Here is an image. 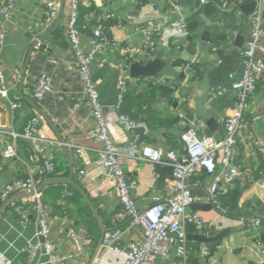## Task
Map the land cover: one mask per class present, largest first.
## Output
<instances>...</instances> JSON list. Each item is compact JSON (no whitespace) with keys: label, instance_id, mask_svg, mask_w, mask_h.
Returning <instances> with one entry per match:
<instances>
[{"label":"crops","instance_id":"1","mask_svg":"<svg viewBox=\"0 0 264 264\" xmlns=\"http://www.w3.org/2000/svg\"><path fill=\"white\" fill-rule=\"evenodd\" d=\"M0 3L9 5L10 14L7 19L5 14L0 13V22L7 34L6 42L0 51L3 85L7 90L4 93L0 86V130L3 131L0 136V188L5 183L28 173L26 156L32 147V142L24 137L15 139L12 136L14 133L24 132L26 119L32 114V110L22 100L25 99L24 96L34 98L36 80L41 74L46 73L52 79V90L40 102L35 101L47 111L66 139L75 170V179L92 198L107 231L116 227L121 228L122 244L132 239H143L141 225L127 227L126 221L118 216L121 208L118 187L107 176L104 167L97 163L102 156L103 145L89 136L93 120L85 100L84 85L79 74L74 48L67 34L68 20L72 12L70 1L65 0L63 16L55 25L56 27L61 23V27L59 26L55 35H52L54 27L35 48L23 84L22 73L29 50L54 20L51 22L45 20L42 0H0ZM205 3L218 6V12L212 13L206 19L213 21L215 25L220 22L218 28L224 27L230 31L226 33L217 29L211 33V37L213 34H226L229 41L223 45L213 47L211 40L209 42L201 40L206 27L205 22H202L196 30H188L187 36L178 39L180 48L172 43L165 46L163 39H157L158 37L152 32L143 29V26L163 25L181 16H185L189 21L192 10H200L201 13ZM193 5L195 4L178 6L172 0H80L79 3V26L81 6L85 10L86 29L90 17L98 9H102L103 12L99 24L103 19L115 21L111 28L104 31V38L108 43L107 49L96 55L91 71L105 113L112 120L111 135L121 154L120 160L126 178L128 181H136V188L132 193L139 210L145 209L158 198L167 199L172 195V191L168 186L170 176L158 173L156 170L157 164L168 165L165 163L167 158L163 157L160 163L130 158L128 149L132 145L131 142L138 137L139 147L149 145L164 153L174 150L181 156L184 153L181 140L184 124L179 120L174 125L159 123L150 127L143 120H134L138 125L128 129L117 121L116 110L122 94L119 81L127 72L124 68L127 56L139 58L143 55L141 47L149 38H154L157 45L151 57L160 54L172 64L176 60H181L180 69L190 71L182 87L176 88L175 91L176 96L181 94L185 97L181 105L178 106L176 99L173 106L161 100L154 103L155 115L159 118L167 119L183 109L191 116L206 120L209 133L224 137L225 128L221 118L233 113V91L212 101L209 100V93L217 88V82L210 79V74L223 64L224 56L233 52V42L238 35L242 36L243 43L247 40L250 34L249 26L243 28L240 20L220 14V9L227 3L201 0L199 6L193 7ZM131 6L135 8L130 9ZM91 7H94L92 11H90ZM182 8L187 9L186 15L181 13ZM108 33L110 35L107 37ZM132 35H139L140 39L132 41ZM90 38L86 36V30L85 33L81 31V47L85 51L91 47ZM192 41L196 45L188 49ZM222 46L225 50L219 53L217 50ZM52 59L55 62H52ZM240 68L237 67L231 74L229 78L231 82L241 75ZM157 76L169 81L163 75ZM148 81L147 78H134L129 82L128 89L137 94L146 88ZM172 83L175 84L174 81ZM76 103H79L78 107H75ZM14 104H17V107H14ZM244 116L249 130L253 133L256 147H246L242 144L238 148L237 162L241 173L230 183L221 186L223 200L228 190H240L239 203L235 209H230V213L226 216H220L214 210L201 211L191 208L189 212L200 211L208 216V219L218 222V226L202 231L194 229L188 235L203 234L213 237L224 227H241L224 237L216 246L188 237L192 246L200 250L204 245L208 247L207 255H202L199 250L193 251L192 255L198 258V264H213L216 261L220 264H264V151L258 149V146L264 148V82L259 84L256 94L249 100ZM41 124L45 134L58 139L46 121ZM135 128L143 130L136 131ZM8 145H13L16 150V156L10 159L2 156V151ZM45 147L58 165V176L68 175L67 155L61 144L49 143ZM78 148L82 151H78ZM83 168L88 169L87 174L80 173ZM212 178L213 176L209 174L204 178L197 176L191 180L193 190L204 196L203 203H208V186ZM72 198L73 194L68 188L64 189V195L60 200L46 197L42 193L44 208L50 218L51 238L56 244L57 252L69 256L67 264H121L122 257L114 247L101 249L102 230L98 223L94 224V219L85 211L86 201L74 202ZM22 204L26 206H17L4 214L0 220V260L6 258L12 264H46V256L38 254L31 259L25 251L27 242L36 239V212L29 208L31 201L23 200ZM56 204L60 207H54ZM26 214L27 216L24 217ZM54 215L60 216L53 219ZM257 219H260L261 223L254 228ZM70 231L75 232L80 250L77 242L68 236ZM196 262L187 261L173 249L168 258L158 259L155 264H197Z\"/></svg>","mask_w":264,"mask_h":264},{"label":"built area","instance_id":"2","mask_svg":"<svg viewBox=\"0 0 264 264\" xmlns=\"http://www.w3.org/2000/svg\"><path fill=\"white\" fill-rule=\"evenodd\" d=\"M12 1V0H9ZM72 7L67 26L69 42L74 48L75 56L79 65V74L84 85V96L91 111L93 120L89 136L102 143V156L97 161L101 164L107 176L112 179L118 187L121 208L118 216L126 221L127 227L141 225L143 229V239H132L125 244L121 243L123 231L116 227L105 233L101 249H111L114 247L122 257L121 264H155L158 259H166L173 249L183 258L187 255V223H193L196 231L206 230L213 226H218V222L208 219L200 211H187V207L193 203H203L204 196L195 192L192 188V177L203 171L212 175V181L208 186V202L212 204L214 210L220 216H226V208L220 202L221 186L230 183L240 172L237 162L238 148L243 144L246 147H256L253 133L249 130L245 120V110L249 100L256 94L260 83L264 82V0H254L255 8L246 15L242 10V5L252 0H231L224 9L234 13L237 17H248L250 29L249 38L244 42L241 49L242 73L232 81L227 89L214 88L209 93V100L223 96L226 93L234 92L233 113L221 118L225 128V136L217 137L208 132V123L202 118L191 116L183 109L177 111V115L184 124L181 133L184 153L179 156L174 150L167 152L160 151L149 145L139 147L138 137L132 141L128 149V156L134 159H144L152 163H160L163 157L167 158L166 164L173 167L172 177L169 179V189L172 195L167 199H156L151 205L143 210L136 207L133 197V189L136 188V181H128L120 160V153L117 144L111 135L112 120L105 113L104 106L100 101L98 88L92 77V65L96 55L107 49V41L104 38L103 26L99 24L94 30L90 42L91 47L85 51L81 47V31L78 25L80 0H69ZM205 2V0H202ZM43 13L47 22L53 21L60 7V0H42ZM9 5L0 3V13L5 14L7 19ZM188 19L181 16L163 25H147L143 29L152 32L157 39H163V44L169 46L171 43L180 48L178 39L189 34L187 29ZM6 30L0 22V51L6 42ZM156 40L149 38L141 47V53L151 56L156 47ZM127 53V51H125ZM52 62H55L52 59ZM132 78L128 72L124 73L119 81L121 89L120 103L123 93L127 89ZM148 80L165 82L162 76L149 77ZM4 75L2 71V60L0 58V86L4 93ZM52 90V79L46 73L41 74L34 85L33 97L40 102ZM183 95H175L178 106L184 102ZM17 107V104L13 105ZM79 103L75 104L78 107ZM117 107L116 119L126 128L131 129L138 124L127 115L119 112ZM39 119L34 116L26 124L23 133H14L13 138L24 137L32 142L31 154L28 165V176L15 178L5 183L0 188V200L4 201L17 191L35 188L42 180L35 175L55 172L56 163L49 155L45 145L49 143L60 144L56 138H51L44 133ZM3 131L0 130V136ZM264 151L263 147H259ZM78 151H82L78 148ZM2 156L10 159L16 156L13 145H8ZM82 175L88 173V169H81ZM31 207L36 212V239L29 240L25 251L28 258H34L38 254L46 256V264H67L68 255L57 252L56 244L51 238L50 218L44 208L42 193H37L30 199ZM27 211V210H23ZM24 215V217H26ZM60 215H54L53 219ZM28 221V219H27ZM260 219H257L254 228L259 226ZM68 236L72 237L80 250V244L74 231H70ZM209 253L207 246L201 247V254ZM0 264H12L9 259L3 258ZM213 264H220L218 261Z\"/></svg>","mask_w":264,"mask_h":264},{"label":"water","instance_id":"3","mask_svg":"<svg viewBox=\"0 0 264 264\" xmlns=\"http://www.w3.org/2000/svg\"><path fill=\"white\" fill-rule=\"evenodd\" d=\"M256 2L254 0L250 1L249 3H246L242 5V10L246 15H249L251 11L255 8ZM64 6H65V0H60V7H59V12L54 19L53 23L49 26V28L36 39L31 46L28 56L26 58V62L24 65L23 73H22V84L25 79L26 71L31 59V56L35 50V48L41 44L46 37V35L55 27V25L60 21V19L63 16L64 13ZM134 6H131L130 9H134ZM187 9L182 8L181 13L183 15L187 14ZM218 12V6L212 5L211 3H205L201 9V13L198 17L191 19L187 22V29L189 31L196 30L202 22L206 23V27L201 35V40L205 42H209L211 40V33L216 31L217 29L221 32L225 31L226 33H229V29H225L224 27L218 28L217 25L220 26V22L215 23L211 20H207L206 17H210L212 13H217ZM102 9H98L95 11V13L90 17L88 23H87V29H86V36L91 37L94 30L97 28L100 20V16L102 15ZM239 24V23H238ZM235 29L237 28V25L234 27ZM110 35V33L107 34V37ZM249 38V37H248ZM247 38V39H248ZM136 39H140L139 35H132L131 40L136 41ZM243 38L242 36H237L234 43V49H239L242 47L243 43ZM51 45V43H50ZM196 43L192 41L188 47V49L192 46L194 47ZM223 45V44H221ZM46 46V45H43ZM225 47L222 46L219 48L217 51L219 53L224 52ZM125 70L129 73V75L132 78H149V77H155L157 75H163L167 78L169 81H174L175 84L173 85V88H180L183 85V81L185 80L186 76L188 73H190L189 70L187 69H180V67L174 66L172 63H170L169 60L164 59L160 54L155 55L154 57L151 56H145L142 55L137 59L132 58L130 55L127 56L126 61H125ZM24 98L29 102V104L32 106L34 111H36L38 114H40L43 119L47 122V124L51 127V129L55 132L62 148L64 149L66 155H67V160H68V165H69V174L66 176H51V177H46L44 178L39 185H37L35 188L31 189H25V190H20L12 194L10 197H8L6 200H4L1 205H0V220L4 216L6 210L16 202L24 199H30L37 193H42L43 190L50 186V185H69L75 190H77L83 197V199L86 201L88 204L89 208L91 209L92 214L94 215V218L96 219L98 225L100 226L102 230V237H101V242L102 239L107 231V228L104 225V222L100 216V213L95 206L92 198L90 195L86 192V190L76 181L75 179V170L74 166L72 164V161L70 159V154H69V148H68V143L66 139L62 136L60 130L58 129L57 125L55 122L52 120L50 115L47 113V111L41 107L34 98L31 97H26ZM177 104V103H176ZM135 130H143L142 128H135ZM191 208H194L196 210H201V211H210L212 210L213 206L211 203H193L190 206L187 207V211L190 210ZM255 218V217H254ZM253 219V218H252ZM241 226H229V227H224L222 228L219 233H217L213 237H207L203 234H194V235H188V237H193L196 240L209 243L211 246H216L219 244L222 239L226 236H228L230 233L234 232L237 228H240Z\"/></svg>","mask_w":264,"mask_h":264},{"label":"trees","instance_id":"4","mask_svg":"<svg viewBox=\"0 0 264 264\" xmlns=\"http://www.w3.org/2000/svg\"><path fill=\"white\" fill-rule=\"evenodd\" d=\"M176 5L178 6H183V5H189V4H195L193 5V7H197L199 6L201 0H196V2L194 3L193 0H172ZM212 3H218V2H223V3H227L229 4L231 0H208ZM81 14L79 17V22H80V31L85 33V24H86V19L84 18V14H85V10L84 7L81 6ZM94 9V7H91L90 11H92ZM89 11V12H90ZM200 10H192V13L189 15V19H194L196 17L199 16ZM100 24L103 26V31L108 30L109 28H111V26H113L115 24L114 20H101ZM59 26L61 27V23H59L52 31V35H55V32L58 31ZM227 41H229L228 36L226 34H213L211 37V43L213 47L216 46H220L221 44L226 43ZM224 58V62H222L223 64L218 68L215 69L214 71L211 72L210 74V79H214L217 83V88H222V89H227L229 91V88L232 84V82L230 81V76L233 73V71L237 68V67H241L240 69L242 70V56H241V50L239 49H234L233 52L229 55H226L223 57ZM182 64L181 60H176L173 62L174 66L179 67ZM195 65V64H194ZM194 65H191L194 67ZM196 66V65H195ZM197 67V66H196ZM195 68V67H194ZM197 69V68H196ZM240 70V71H241ZM242 73V72H241ZM234 80V79H233ZM173 83L172 81H165V82H157L154 80H149L148 84L146 86V88L142 91V92H137V94L135 92H133L132 90L127 89L124 91L123 93V100L120 103L119 106V112L122 114L127 115L129 118H131L132 120H143L148 126H155V125H159L160 124H169V125H174L176 124L180 118L178 117V115H174L171 116L167 119H162L159 118L158 116L155 115V109L153 107L154 103H156L158 100L161 101H167L168 104L170 105H174L175 102V91L176 89L173 88ZM24 102V104L27 107H30L32 110V114L29 115L26 119V124L30 121V119H32V117L36 116L39 121L40 124L44 123V119L43 117H41V115H39L36 111H34V109L32 108V106L27 102V100L23 99L22 100ZM42 125V124H41ZM31 154V149L29 152H27V161L29 160ZM156 170L158 171V173H164V175L170 176V178L172 177V173H173V167L170 165H160L157 164L156 166ZM59 173V169H58V165L56 164V169L55 172L52 173H42V174H37L35 175V177L37 179L43 180L46 177H51V176H58ZM68 172H66L67 174ZM209 174L205 171H203L202 173L193 176L192 179H194L197 176H201L202 178L208 176ZM28 176V173L25 174L23 177ZM77 182H79L76 179ZM68 188L72 194H73V198L72 201H78L81 200L83 201V197L82 195L75 190L74 188H72L69 185H63V184H59V185H50L48 187H46L43 190V194L46 197L55 199V200H60L62 198V196L64 195V189ZM65 194H67V192H65ZM223 191H221L220 193V202L222 204V206L224 208H226V214L230 213V209H235L237 207V203H239V199H240V195L241 192L238 189H233V190H228L226 192V195L224 196L225 199L223 200L222 197ZM3 201L0 200V205ZM23 200H20L18 202H16L15 204L11 205L5 212L8 213L9 211L15 209L17 206H21L25 207V204H22ZM55 204V203H54ZM60 207L59 205H55L54 207ZM85 211L89 213L90 217L94 219V224H97L96 219L94 218L88 204L85 202ZM60 213L62 211H59ZM187 227V232H192L195 229V225L193 223H187L186 225ZM196 230V229H195ZM191 241L187 238V255L185 257V259L187 261H191V262H196L198 264V258L193 254V251L195 250H199V252L201 253V250L198 247L192 246ZM193 243V242H192ZM189 244V245H188ZM213 250V249H211ZM191 251V252H190Z\"/></svg>","mask_w":264,"mask_h":264},{"label":"rangeland","instance_id":"5","mask_svg":"<svg viewBox=\"0 0 264 264\" xmlns=\"http://www.w3.org/2000/svg\"><path fill=\"white\" fill-rule=\"evenodd\" d=\"M219 12H220L221 15H225L227 17L234 18L236 20H240L241 21V25L243 26V28H246V27L249 26L248 25V17L247 16H245L243 18H240V17L236 18V15L234 13H232V12H230V11L224 9V8H221Z\"/></svg>","mask_w":264,"mask_h":264}]
</instances>
